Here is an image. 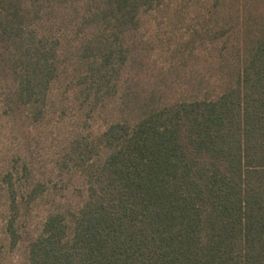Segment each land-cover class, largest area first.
Listing matches in <instances>:
<instances>
[{"label":"trees","instance_id":"1","mask_svg":"<svg viewBox=\"0 0 264 264\" xmlns=\"http://www.w3.org/2000/svg\"><path fill=\"white\" fill-rule=\"evenodd\" d=\"M0 264H264V0H0Z\"/></svg>","mask_w":264,"mask_h":264}]
</instances>
